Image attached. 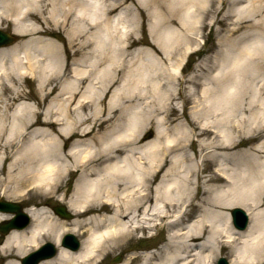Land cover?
I'll return each instance as SVG.
<instances>
[{"label":"bare ground","instance_id":"bare-ground-1","mask_svg":"<svg viewBox=\"0 0 264 264\" xmlns=\"http://www.w3.org/2000/svg\"><path fill=\"white\" fill-rule=\"evenodd\" d=\"M132 1L134 4L129 0H0V10L10 17L14 35L1 31L10 38H26L0 48V78L29 73L43 82L44 98L54 91L57 96L64 95L55 110L50 109L41 120L40 113L27 106L17 105L7 114L11 101L24 95L11 81L9 94L0 87V142L5 132L3 120L7 118V138L19 135L23 139L27 126L42 124L52 130L36 129L48 137L30 142L24 151L17 150L11 156L5 179L14 184L8 189L0 180L2 196H16L25 186L38 191L51 181H57L55 191L61 186L63 174L73 172L79 177L67 201L76 218L69 223L58 220L46 209V202L27 207L29 225L13 228L3 237L2 264H21L23 258L30 263L33 258L25 255L40 241L48 239L58 246L66 232L80 236L76 248L60 244L55 255L37 264H110L105 257L116 248L123 250L135 233L148 230L152 238L157 232L151 231L160 230L165 223V240L154 250H128L122 262L118 263L121 258L116 257L111 263L214 264L225 247L231 249L230 264H264V0H226L231 5L230 31H238L250 21L252 38L236 49L228 45L229 49L225 47L220 57L211 61L212 73L205 82L198 83L202 86L195 91V123L174 126L172 132L163 126L165 120L155 110L147 111V115L140 105L131 104L136 91L140 100L151 99L156 105L165 101L168 86L176 77L164 73L165 66L154 56V51L158 52L153 47L137 45L132 49L143 44L135 31L138 12H142H136L135 6L152 18L155 38L151 42L169 58L179 38L185 37L171 24L176 22L190 31L196 10L207 2ZM35 14L40 16L36 23L31 22ZM50 20L66 27L65 45L42 36L51 30L43 25L50 24ZM132 26L135 30L130 32ZM69 47L71 57L79 55L78 63L73 62L79 67L66 64ZM118 63L119 72L115 67ZM119 73L124 79L120 78L121 84L113 88L110 97L118 107L109 108L106 117L101 118L102 109L95 106L94 114L100 116L98 126L105 123L109 127L118 118L125 123L115 124L104 136L85 139L90 133L80 127L86 121L81 113L86 110L85 103L88 98L94 99V93L112 88ZM77 93L82 99L71 108L70 101ZM1 94L6 95L2 98ZM201 99L206 102L203 106ZM72 109L81 122L69 120ZM165 109L168 112L174 108ZM150 118L155 123L154 138L140 145L139 134ZM63 122L67 130L61 126ZM55 128L59 136H75L77 140L70 144V150L62 148L65 138L58 140ZM194 145L198 148L190 154ZM11 146L0 143L5 149ZM20 146L17 143L15 148ZM7 158H0V163ZM68 159L73 163L71 168L65 163ZM207 166L215 168L206 175L203 172ZM3 171L4 165L0 173ZM27 173L31 175L28 184L21 180V175ZM194 202L195 206L201 205L200 213L186 221ZM235 206L249 211L248 226L241 230L230 222L229 212ZM9 214L0 209V224L9 221Z\"/></svg>","mask_w":264,"mask_h":264},{"label":"rangeland","instance_id":"rangeland-1","mask_svg":"<svg viewBox=\"0 0 264 264\" xmlns=\"http://www.w3.org/2000/svg\"><path fill=\"white\" fill-rule=\"evenodd\" d=\"M129 1L133 3L132 0H129ZM205 1L207 3L204 4L202 8L199 9L197 7L198 9L196 10V13L194 11L196 15L194 14V16L192 17L193 25L190 31L189 30L186 31L184 30V28H180V25L176 22L171 24V26L180 30V32L184 34L185 37H182V39L179 38L180 42L175 45V50L173 51V54L169 58H167L165 55L159 52L156 46L151 42L152 39L155 38V35L151 33V29L153 27V20H151L152 18H149L145 15V10H143L140 7L137 9L135 6L136 12H138V10H141L140 12H142V15H140V13L138 12V19H139L138 26L136 27V30H135V27L132 26V28L130 29V32L134 30L137 31V34H138L137 37H139V39L141 40L143 44H136L132 47V49H134L135 47L137 48L138 46L153 47V49H156V51L158 52L157 54L154 50H152L154 51V56H157L159 58L157 59L160 60L162 64L165 66L164 73L165 74L173 73L176 77H175L174 82H171V84L168 86V93L165 96V98L171 100L170 102L167 99H165V101L163 102L159 101L156 105V101H154L155 103L153 104L151 99L143 101L137 98V94H135L137 93L136 91L134 92V96H132L133 101L131 104L140 105L141 111H143L147 115H148L147 111L151 113L152 110H155V113H157L158 116H160L161 118L165 120V123L163 124V126L166 127L167 130H169L170 132H172V128L174 126H179L185 123L189 126L195 123L194 119L196 118L193 119V116H192L193 111L197 107L196 104L198 103L196 102L197 100L194 97L196 94L195 91L197 87L199 89L202 86V84L201 86L200 85L197 86L198 83L205 82L206 81L205 78H208V76L212 73L213 65L211 61H213V59L217 57H220L221 52L228 45H230V47L234 46L233 48L236 49V48H239L241 45L245 44L246 42H249L250 39L252 38V34L254 33L252 32L253 28L250 25V21L245 22L244 27H242L238 31H234V32L230 31L232 28L231 27V22H232L231 16L232 15L230 14V11H229V8L231 7V5L228 4L226 0L223 1L224 4L223 3L221 4L219 2L220 0H216V2L213 1L212 3H210L209 0H205ZM44 9L45 11L43 12H46L47 9L45 6H44ZM222 17H224L225 20L223 19V21H218ZM216 19H217V22H216ZM39 20H40V16L35 14L33 18L31 19V22L36 23V22H39ZM43 25L47 28L49 27L51 30L47 31L48 35H42V36L52 38L56 40L57 42H59L60 45H63V44L65 45L67 43V39L65 37L66 27H61L60 25H56L53 22H51V20H50V24L44 23ZM0 29L9 31V32H11V29H12V22L10 20V17H7V13L1 10H0ZM25 39L26 38H23V37L21 38V36L20 37L18 36L17 41L25 40ZM11 45H8V46H11ZM8 46H5V47H8ZM196 47H199L200 52H198L195 55L189 56L190 50ZM66 51H67L66 56H68L66 64H68V67L78 66L77 58L79 55L71 57L69 55L70 52L72 51L70 47ZM73 62H77V63H73ZM115 67L117 68V72H119L121 69V65L118 63V65H115ZM129 67H131V64H129ZM128 69L129 68L126 66L125 71H127ZM25 70L27 69L25 68L19 71L22 72ZM36 70H37V67L33 68L34 72ZM27 74H28V77L26 78L19 77L16 75L10 78L9 77L0 78V87L5 89L4 92H7L10 89L9 82L11 81V83L14 84V86H16L17 89H19L20 92L24 95L23 98H19L17 100L11 101L12 104L10 105L8 109H6L7 114L12 113V109L15 108L17 105L27 106L39 112L40 113L39 119L42 120L44 118L45 113L49 112L50 109L55 110L54 108L58 106V104L61 102V98H64L63 97L64 95L57 96L56 94L57 91H54L50 96H47L46 98H44L43 92L41 91V86L43 82L40 81V79H38L37 77H34V76L31 77V74L29 73ZM120 78L124 79L122 74L119 73V75H117L118 82L112 88H110L108 91L94 93L92 95L94 99L90 101L89 100L90 98H88L87 102L85 103L86 110L82 111L81 113H82V116L85 117L86 121L82 122V124L80 125L81 128L90 130V133L85 137V139L94 140L95 137L104 136L108 134L107 131L112 129L115 124L125 123L124 119L118 118L115 121H113V124H110L109 127H106L105 123L103 125L98 126V123H99L98 120L100 116H98V114H96L95 116L94 114L95 106L98 109H102L101 118H104V116L106 117V114H107L106 112L109 108L116 109L118 107L116 103L111 102L110 97L112 95V90H114L113 88L114 87L117 88L121 84ZM60 80L63 81V78L59 79V81ZM60 84L62 83L60 82ZM6 94H9V93L7 92ZM6 94H1L2 98H4ZM80 99H82L80 97V93H77L75 97L72 98V100L70 101V104H71L70 107L73 108V106H75V103ZM167 102H169V104ZM199 102L201 106L206 104V102L203 99H201ZM110 103H111V106H110ZM162 105L163 107L160 110V107ZM167 106L169 108L173 107L174 108L173 111L166 112L167 110L165 108H167ZM2 107H3V103L0 102V108ZM156 108H159V110H156ZM80 118L81 117H79V115H77V113L73 109L70 111L69 113L70 121L81 122ZM9 122L10 120L8 118L3 120L5 132L1 139L2 142H0L1 144L4 143L6 147L9 144H12L11 148L5 149V148L0 147V158L2 157L5 158L6 156H8L5 163L3 162L0 163V168L2 165H4V171L0 173V180L6 183L5 185L8 189L12 188L14 184L13 182L7 183L5 179L7 166L11 160V156H14L17 150L24 151V149L28 147V144L30 142L32 141L36 142V141H40L43 139L45 140L48 137L47 135H41L39 131H36V129L45 128L49 132L52 131L50 127H43L42 124L34 125L32 127L27 126V130L24 133L25 135L23 139H19L20 138L18 137L19 135L16 137L13 136L11 139V137L7 138V135H6L8 130L10 129ZM61 126L65 130H67L68 128V125L66 123L64 124V122L63 124H61ZM58 127L59 126H57V128ZM55 129H54V135H57L58 130L57 129L55 130ZM154 133H155L154 119L150 118L144 124L143 130L139 134V139H141V142L139 144L141 145L143 144V142H148L152 140L154 138ZM261 133L263 134L264 132H261ZM109 136H115V134H112V135L110 134ZM261 136H262L261 134L258 135L257 137H255L254 140L259 139ZM74 137L75 136L68 137V135L66 136L64 134H60V136L57 135L58 140H62L65 138L64 140L65 143L63 141L61 142L63 146L62 148L65 151H68L70 150V148H72L70 144H72L73 142L77 140ZM234 139L239 140V137H236ZM17 143H19V145L21 144L19 149L15 148ZM242 147L243 146H240V147H237L236 149H240ZM196 148L198 147H195L194 145L193 150L189 151L190 154L193 153L196 150ZM69 160L70 159H68V161H66L65 163L67 165L70 164V166L68 167L71 168L73 163L70 162L71 160L70 161ZM214 168L215 167L211 168L210 166H207V168L204 169L203 174L207 175L211 173L214 170ZM30 178H31V175L28 173L21 175V180H23L24 183L26 184H28V179L30 180ZM78 179L79 177H77L76 173L71 172L69 175L63 174L62 179H61L62 181L61 186L56 187L57 189H55V191L53 189L57 181L56 182L51 181L50 182L51 184L49 186L47 187L44 186V188L38 191L33 188L29 189V187L25 186L26 189L23 192L16 193V196L15 195L12 196L13 194H11L9 195L10 197L2 196L3 188L1 187L2 184H0V200L19 202L21 204L22 210L24 209V211L27 207H30V206L39 207L38 205L39 202H46L44 206L46 207V209H49V211L53 213L55 218H57L58 220L60 218L61 220H64L66 223H69L73 218H76V216L68 208L67 201ZM28 189L29 191H27ZM195 202H196V199H195ZM195 202L193 203L194 207L192 211L190 212V214H188V216H186L187 218L186 221L193 219L196 215L200 213L201 205L195 206L194 205ZM57 205L64 207L66 213L69 214V217L63 218L59 216L58 214H56L53 211V207ZM235 207H239V206H235ZM212 208L214 209L215 207H212ZM240 208L247 211V209H245L242 206H240ZM9 215L10 217L8 218V220L12 219L13 217L12 214H9ZM156 232H157V235L150 238V236H147V235H150L149 234L150 232H148V230L138 231L137 233H135L134 238H132V240H130L129 242L125 244L126 247L123 250L120 248H116L113 252H110L105 257L104 261L106 263L115 264V263H111V260L116 257H120L121 259L118 262L120 263L123 261L124 257L127 255L128 250H131L135 253L154 250L157 246H159L165 240V236L167 234L166 223L164 226H161L160 230L153 229L151 231V233L153 234ZM66 233H64L63 235H65ZM63 235H61L60 238H62ZM4 236L5 235H2L0 233V246H1ZM74 236L78 240H80V236L78 234H74ZM40 242L41 243L43 242L52 243L51 240H48V239L44 241L42 240ZM60 242H61V239H60ZM58 246H60V243H58ZM58 246L54 245L56 249L58 248ZM229 250L231 249H227L225 247L221 248V253L218 254L217 258L215 259L214 264H216V261L218 257L220 256L225 257L229 261L231 257L230 253L228 252ZM30 252L31 250L29 251V253ZM0 264H2L1 260H0Z\"/></svg>","mask_w":264,"mask_h":264},{"label":"water","instance_id":"water-1","mask_svg":"<svg viewBox=\"0 0 264 264\" xmlns=\"http://www.w3.org/2000/svg\"><path fill=\"white\" fill-rule=\"evenodd\" d=\"M14 40H15V38H10V36L7 33L0 30V46L10 44ZM0 209L10 211V212H14L17 216L14 220H9L6 223L0 224V233L1 234L7 233L13 227L22 228L27 224L28 217L26 216V214H24L21 211L20 205L14 204V203L0 202ZM53 210L62 217H69V214L66 213L64 207H62V206L53 207ZM230 213H231V217H232L233 223L236 226V228L243 229L246 225V222H247L246 213L240 208H233ZM17 220H21L22 223L17 224ZM63 245L70 246L72 248H76L77 240L71 234H67L64 237ZM43 249L41 250V252L39 251L38 253L31 255L32 257L30 256V258H33L32 262L27 263V261H26L27 259H23L22 263L23 264H36V262L40 258L49 257V256L54 254V249H53L51 244L45 245V247ZM119 259L120 258H117V260H119ZM218 264H229V263L227 262V260L225 258L221 257L218 260Z\"/></svg>","mask_w":264,"mask_h":264}]
</instances>
